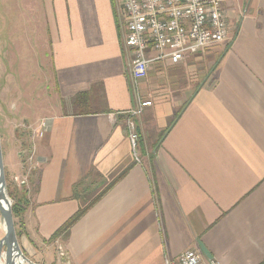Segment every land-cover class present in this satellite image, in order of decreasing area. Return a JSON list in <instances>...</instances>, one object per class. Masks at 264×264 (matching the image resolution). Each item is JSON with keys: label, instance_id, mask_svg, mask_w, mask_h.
Listing matches in <instances>:
<instances>
[{"label": "crops", "instance_id": "crops-1", "mask_svg": "<svg viewBox=\"0 0 264 264\" xmlns=\"http://www.w3.org/2000/svg\"><path fill=\"white\" fill-rule=\"evenodd\" d=\"M29 9L52 92L47 116L28 126L45 121L43 136L29 131L25 153L12 137L3 160L22 254L32 264H164L201 244L211 256L202 264H264V0H226L223 43L151 63L136 87L120 0ZM139 102L151 106L134 119L136 161L126 119Z\"/></svg>", "mask_w": 264, "mask_h": 264}, {"label": "built area", "instance_id": "built-area-1", "mask_svg": "<svg viewBox=\"0 0 264 264\" xmlns=\"http://www.w3.org/2000/svg\"><path fill=\"white\" fill-rule=\"evenodd\" d=\"M225 1L120 0L124 44L132 53L130 76L134 86L146 76L149 65L155 61L168 60L176 65L188 56L223 43L228 36L223 10ZM149 52L154 54L153 58L148 57ZM150 106L151 102H139L127 115L126 130L136 161L138 133L134 119ZM46 127L47 123L43 121L39 132L32 133L41 138ZM27 155L30 160L31 151ZM14 182L24 185L25 179L15 178ZM164 264H202V255L187 250L174 259L166 258Z\"/></svg>", "mask_w": 264, "mask_h": 264}, {"label": "rangeland", "instance_id": "rangeland-1", "mask_svg": "<svg viewBox=\"0 0 264 264\" xmlns=\"http://www.w3.org/2000/svg\"><path fill=\"white\" fill-rule=\"evenodd\" d=\"M29 5L31 0H0V142L3 160L11 147L8 141L14 137L20 144L27 142L28 126L47 116L46 106L52 92L49 49L43 42L42 32L33 31L31 16L34 13ZM14 223L17 224L16 219ZM3 236L0 227V239Z\"/></svg>", "mask_w": 264, "mask_h": 264}, {"label": "water", "instance_id": "water-1", "mask_svg": "<svg viewBox=\"0 0 264 264\" xmlns=\"http://www.w3.org/2000/svg\"><path fill=\"white\" fill-rule=\"evenodd\" d=\"M0 219L4 224V236L0 239V264H32L21 252L12 216V203L8 197L5 182L3 157L0 142ZM201 253L209 260L211 256L199 244Z\"/></svg>", "mask_w": 264, "mask_h": 264}, {"label": "trees", "instance_id": "trees-1", "mask_svg": "<svg viewBox=\"0 0 264 264\" xmlns=\"http://www.w3.org/2000/svg\"><path fill=\"white\" fill-rule=\"evenodd\" d=\"M29 134L27 136H29ZM27 136H26V139H27ZM22 147H23V149H27L30 147V145L27 142H23ZM5 180H6V185H7L6 187H7L8 196L12 199V216H13L14 220L15 219L17 220V224L14 223L15 230H16L15 232H16V235L19 236L20 235L19 229H21V221H20L21 209L18 206V202H16V200H15L14 184H13L12 180L9 177H7L6 172H5ZM20 188H23V185H20ZM80 215H81V212L79 214H77L74 218H72L64 226V229H67Z\"/></svg>", "mask_w": 264, "mask_h": 264}, {"label": "bare ground", "instance_id": "bare-ground-1", "mask_svg": "<svg viewBox=\"0 0 264 264\" xmlns=\"http://www.w3.org/2000/svg\"><path fill=\"white\" fill-rule=\"evenodd\" d=\"M0 227H1L2 231L4 232L5 226L1 221H0Z\"/></svg>", "mask_w": 264, "mask_h": 264}]
</instances>
